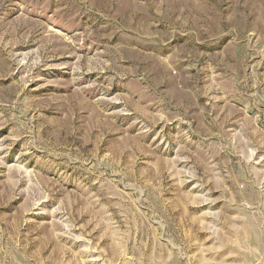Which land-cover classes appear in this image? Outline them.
<instances>
[{"label":"rangeland","instance_id":"1","mask_svg":"<svg viewBox=\"0 0 264 264\" xmlns=\"http://www.w3.org/2000/svg\"><path fill=\"white\" fill-rule=\"evenodd\" d=\"M0 264H264V0H0Z\"/></svg>","mask_w":264,"mask_h":264}]
</instances>
